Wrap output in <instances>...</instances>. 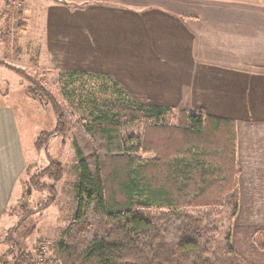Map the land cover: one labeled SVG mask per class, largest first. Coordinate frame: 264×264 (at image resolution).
Masks as SVG:
<instances>
[{
	"label": "trees",
	"instance_id": "16d2710c",
	"mask_svg": "<svg viewBox=\"0 0 264 264\" xmlns=\"http://www.w3.org/2000/svg\"><path fill=\"white\" fill-rule=\"evenodd\" d=\"M14 69L26 94L55 115L54 127L37 133L36 150L60 135L74 154L77 208L53 245L59 264H250L218 251L220 209L234 217L240 206L234 120L141 103L105 74L60 72L59 95L43 75ZM63 171L52 159L27 168L0 264H37L24 241L35 229L31 217L55 202ZM31 191L48 196L29 208ZM252 240L263 251L264 229Z\"/></svg>",
	"mask_w": 264,
	"mask_h": 264
},
{
	"label": "crops",
	"instance_id": "0c3cea01",
	"mask_svg": "<svg viewBox=\"0 0 264 264\" xmlns=\"http://www.w3.org/2000/svg\"><path fill=\"white\" fill-rule=\"evenodd\" d=\"M81 1L75 14L90 19L81 29L63 0L46 9L38 26L50 61L58 55L68 71L108 75L144 104L234 120L239 184L243 175L264 176V0ZM15 2L0 0V41L26 36L30 4L18 0L23 6L14 9ZM19 131L12 109L0 104V222L20 169Z\"/></svg>",
	"mask_w": 264,
	"mask_h": 264
},
{
	"label": "rangeland",
	"instance_id": "374dc122",
	"mask_svg": "<svg viewBox=\"0 0 264 264\" xmlns=\"http://www.w3.org/2000/svg\"><path fill=\"white\" fill-rule=\"evenodd\" d=\"M15 1L14 9L22 8L23 3H17L18 0ZM22 1L30 4L26 36L18 34L15 42H13V35L11 34L7 39L0 41V59L6 63L5 65L0 64V104H6L12 109L16 124L20 128L23 146V152L21 156L18 155L16 161V165L19 164L20 169L15 174L14 189L0 222V255L7 248L1 239L6 229L17 221L20 214L19 205L24 202L23 192L26 186L27 168L32 166V172L39 171L52 159L59 161L64 168L62 179L54 185L56 200L49 208L31 217L30 225H34L35 229L31 236L24 241V244L26 249L33 253V251L36 252L35 247L37 245L44 243L46 247L45 256L55 263L53 245L57 241L59 232L69 223L77 208L74 199L77 182L74 154L69 141L66 139L63 143V138L60 135L50 139L46 150H36L34 142L37 133L42 130H51L55 124V115L51 107H44L26 94L28 83L14 68L31 73L37 72V74L44 76L45 81L55 91L60 90L57 78L60 72L67 71L64 69L67 62H64L58 55L55 62L50 61V51L44 46L45 42L40 36L38 26L43 22L46 9L60 0ZM63 2L65 10L68 9L72 12L69 15L71 24H78L76 29H81L83 24H87L90 20L87 12L79 10L80 13L75 14V9L77 7L83 9L86 3L81 0L77 2L63 0ZM22 12L23 10L20 13L17 11L18 16ZM69 30L70 26L63 25L65 35ZM75 34H78V31H75ZM103 48L107 49V47ZM67 49L69 52L71 47ZM150 49V55H152L154 52L156 53L157 46L154 48L151 46ZM76 50L81 53L84 52L86 55L91 53L89 47L76 48ZM98 56H104V51L98 53ZM241 179L242 184H239L240 206L237 214L230 217L228 208L222 207L217 218L218 251L223 256L229 255L231 259L237 256L250 264H264V250H258L252 240L254 231L264 229V176L243 175ZM47 196V193L31 191L30 199L32 202L29 208H32L34 201L43 200ZM226 236L234 253H227ZM36 254L33 253L35 259Z\"/></svg>",
	"mask_w": 264,
	"mask_h": 264
},
{
	"label": "built area",
	"instance_id": "2783aa9c",
	"mask_svg": "<svg viewBox=\"0 0 264 264\" xmlns=\"http://www.w3.org/2000/svg\"><path fill=\"white\" fill-rule=\"evenodd\" d=\"M35 251L36 252L33 251V253H35V254L38 253V254H36V262H37V264H59L57 262V260L55 261V263H53V262H51V260L47 256H45L46 247L44 246V243L41 244V245H37L35 247ZM42 255H44V256H42Z\"/></svg>",
	"mask_w": 264,
	"mask_h": 264
},
{
	"label": "bare ground",
	"instance_id": "6f19581e",
	"mask_svg": "<svg viewBox=\"0 0 264 264\" xmlns=\"http://www.w3.org/2000/svg\"><path fill=\"white\" fill-rule=\"evenodd\" d=\"M48 255L51 257L50 253L48 252Z\"/></svg>",
	"mask_w": 264,
	"mask_h": 264
}]
</instances>
